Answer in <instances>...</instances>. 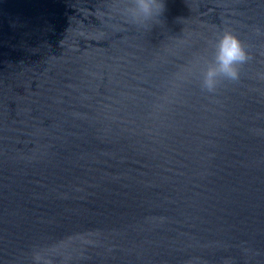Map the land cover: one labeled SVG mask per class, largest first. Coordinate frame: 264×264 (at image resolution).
<instances>
[{"label": "water", "instance_id": "obj_1", "mask_svg": "<svg viewBox=\"0 0 264 264\" xmlns=\"http://www.w3.org/2000/svg\"><path fill=\"white\" fill-rule=\"evenodd\" d=\"M163 3L0 0V264H264V0Z\"/></svg>", "mask_w": 264, "mask_h": 264}, {"label": "clouds", "instance_id": "obj_2", "mask_svg": "<svg viewBox=\"0 0 264 264\" xmlns=\"http://www.w3.org/2000/svg\"><path fill=\"white\" fill-rule=\"evenodd\" d=\"M130 5V18L135 23L159 22L158 18L165 8L163 0H130ZM249 60V53L240 39L231 31L225 30L217 43L215 66L209 67L204 73L203 89L214 92L220 83V78L231 82L239 81L240 68Z\"/></svg>", "mask_w": 264, "mask_h": 264}]
</instances>
